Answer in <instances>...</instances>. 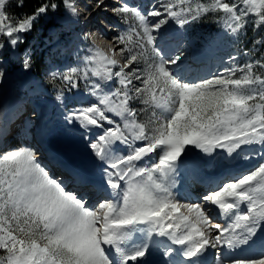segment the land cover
Listing matches in <instances>:
<instances>
[{
  "label": "snow or ice",
  "instance_id": "obj_1",
  "mask_svg": "<svg viewBox=\"0 0 264 264\" xmlns=\"http://www.w3.org/2000/svg\"><path fill=\"white\" fill-rule=\"evenodd\" d=\"M93 3L107 7L104 0ZM9 4L0 0V91L16 65L30 75L34 53L25 41L41 20L57 12L75 23L81 18L76 0H40L23 18H13ZM84 11L92 15V9ZM111 11L137 23L110 39L109 52L89 45L84 70L60 75L64 90L50 100L62 127L79 133L91 171L77 179L95 190L96 202L67 191L42 165L38 148L6 145L0 129V264H150L154 254L160 264H200L209 249L216 264H264V253L225 255L258 241L264 245V76L253 71L264 63L186 79L188 48L169 45L164 35L170 22L184 29L209 12L222 13L232 35L250 20L264 30V0L196 7L157 0L148 10L120 0ZM92 35L77 33L75 39ZM142 63L146 68L137 67ZM237 69L245 75L236 77ZM81 81L91 100L86 104L76 99ZM134 101L160 112L140 122ZM33 113L37 121L43 118V109ZM245 151L254 167L210 186L196 201L180 199L178 176L214 163L227 168ZM213 212L225 222L213 219Z\"/></svg>",
  "mask_w": 264,
  "mask_h": 264
},
{
  "label": "bare ground",
  "instance_id": "obj_2",
  "mask_svg": "<svg viewBox=\"0 0 264 264\" xmlns=\"http://www.w3.org/2000/svg\"><path fill=\"white\" fill-rule=\"evenodd\" d=\"M11 1L13 0H10V2ZM110 1L114 3L118 0ZM128 1H132L133 4L131 5L139 8H143V4L145 3L144 0ZM104 2H106V0H104ZM76 4L81 16L78 23L73 22L74 18L71 16H62L61 12H57L56 20L58 17L60 18L59 21H55V16H53L41 20L40 24L37 25V29H40L38 35L40 40L32 41L35 30L27 35L25 42L34 53L33 67L35 66V61H38V67L37 69H31L30 75L27 76V78L24 77L25 87L22 91L19 90L18 94L14 87L17 86L16 82L18 79L20 85L22 86L23 84V80L20 78V76L23 75L21 72L12 75L9 82L3 86L2 91H0V129H3L7 133L4 135L3 139L8 146L18 144L20 146L27 145L38 148L39 159L43 164H46V161H48L50 156L49 151L51 146H54L59 156L65 157L66 161L69 162L71 166H74L75 169H86V171L90 172L91 169L86 167L84 148L80 141L79 133L77 131L69 132L62 127L50 103L55 93L57 91H63L64 88H54L51 86H53L56 77L66 74L71 68H79L81 72L84 70V57L88 54L86 49L89 45L94 44L97 48L109 52L114 46V41L110 42V39L124 31L126 24L121 20L120 16L115 15L111 11L108 5V7L104 9H95L93 0H76ZM85 8L92 9L91 16H88L84 11ZM98 13L100 15H98ZM86 16H88L87 19H85ZM97 16L99 17L98 21L100 23L97 22ZM169 25L174 26L166 29L168 37L171 38L170 41L175 43L180 41L183 37L175 30L176 25L171 22ZM48 28H51V30L49 31ZM77 33H93L94 35L86 41H77L75 39ZM103 37H107L108 39ZM186 45H190V43ZM219 52L220 49L216 47L212 48L207 46L198 48L192 45L189 51L191 59H200L204 63L197 67L191 66L188 70L185 69L187 75H184L185 78L190 80L200 79L206 77V72H209V74L213 72L214 69H216V65L219 63ZM115 58L122 63V58L119 55ZM204 66L208 68V71H204L205 73L203 76L198 69ZM194 70L195 73L192 74ZM53 72L58 74L55 78L51 75ZM37 85H39V91L36 90ZM76 99L80 103L86 104L91 102L87 92L84 90L83 81H81V93ZM14 107L15 110H17L16 115L18 116L14 124L19 125V127H15V125L11 126L8 133L7 127L4 125L7 122L6 118L13 113ZM34 108L37 110L43 109V118L39 121H37L33 113ZM4 111L6 112L5 115L3 113ZM246 155H248L247 151L241 152L240 156L236 160H233L227 168L223 165L216 166L217 164L214 163L197 172H189L186 175L178 176L177 188L180 189V199L183 200L186 198L188 202L196 201L201 193L209 190L210 186L215 185V183H212L215 179H217V181L224 177H226L225 180L230 179L240 174V172L254 167L255 161L245 159ZM200 176L204 177L201 178ZM196 179H204L199 183L211 181L212 184L210 183L207 187H193ZM63 186L65 187V185ZM70 187L71 185L65 189L73 192L70 190ZM212 215L213 219L217 220V222H225L224 218L219 217L215 212H213ZM261 238L264 239V234H261ZM258 247H263L259 241L252 248L242 246L234 251L225 250L226 259L259 256L261 254L256 255L252 252V250L258 249ZM202 261L204 263L200 264H216L215 250L209 249L200 258V262ZM150 264H160L158 254H154L150 260Z\"/></svg>",
  "mask_w": 264,
  "mask_h": 264
},
{
  "label": "rangeland",
  "instance_id": "obj_3",
  "mask_svg": "<svg viewBox=\"0 0 264 264\" xmlns=\"http://www.w3.org/2000/svg\"><path fill=\"white\" fill-rule=\"evenodd\" d=\"M144 2L145 3L143 4V8L141 7L140 8L143 10H148L157 3V0H144ZM187 2H190L192 7H196L199 4H211L213 0H187ZM228 2H231V0H228ZM118 3H120V0L114 3H112L110 0H106V2H104V4L106 6L108 5L110 8L117 5ZM128 3L133 4L132 1L131 2L128 1ZM11 8L12 6L8 8V11ZM98 15L100 14L98 13ZM222 17H223L222 13L209 12L203 15L198 21L192 24L186 25L184 29H179L177 26H175V30L180 34L181 37H183L181 38L180 41L176 43L173 41H170L171 38L168 37V33L166 30L164 33L165 39L167 43L173 47L181 42L184 43L185 45L188 43L192 45L193 42H196V45L199 48H204L207 46H212V48L217 47L220 49L225 48L227 50L226 53L228 52L230 56L236 57V60L233 63L239 65L240 67H243L246 63H249V62L255 63L256 61H260L264 63V30L255 28L250 20L249 24L246 25L244 29H242L238 34L232 35L226 32L225 26H224L225 21ZM59 20L60 18L58 17H57V20L55 19V21H59ZM98 20H99V17L97 16V22L100 23ZM121 20L126 24L125 30L129 26L135 25L137 23L135 19L125 20L121 18ZM168 27H174V26L166 25L165 29H168ZM48 30L50 31L51 28H48ZM245 31L248 34L246 37H245ZM39 32H40V29L36 28L32 36V41L40 40L38 36ZM257 41H261L262 43H257ZM190 45H186L188 48V51H190V47H191ZM191 66L193 65L191 64V57L189 53V60L185 66V69L188 70L191 68ZM197 66L199 65H196V67ZM137 67H139L140 69H144L146 68V65L142 63L138 65ZM18 68L19 66L16 65L14 68L13 75L20 72ZM255 68H258V66ZM198 71L201 72L202 75L204 76L203 73H205L204 71H208V68L204 66V67L199 68ZM214 71L211 72L210 74H213ZM185 72L186 70H184V75H186ZM205 74L206 76L210 75L209 72H206ZM244 75H245L244 72H241L239 69H237L236 77H243ZM20 78L24 80L23 75L20 76ZM136 83L139 84L138 81ZM23 84H24V81H23ZM23 84L21 86L20 81L18 79V81L16 82L17 86L14 87L16 93H18L19 90L24 89L25 86ZM132 106L138 111L139 113L138 119L140 122H143V123H149V121L153 119L152 112L154 110L157 113L160 112V109H152L144 105L140 101H134ZM3 113L5 115L6 112L4 111ZM151 126L153 125H150V127ZM216 166H219V165H216Z\"/></svg>",
  "mask_w": 264,
  "mask_h": 264
},
{
  "label": "trees",
  "instance_id": "obj_4",
  "mask_svg": "<svg viewBox=\"0 0 264 264\" xmlns=\"http://www.w3.org/2000/svg\"><path fill=\"white\" fill-rule=\"evenodd\" d=\"M40 0H24L23 7H17V0H13L10 2L9 6H12V8L9 10V14L12 17H24L33 12V10L39 5ZM11 12V13H10ZM248 34L245 31V37ZM34 68H37V65L34 66Z\"/></svg>",
  "mask_w": 264,
  "mask_h": 264
},
{
  "label": "built area",
  "instance_id": "obj_5",
  "mask_svg": "<svg viewBox=\"0 0 264 264\" xmlns=\"http://www.w3.org/2000/svg\"><path fill=\"white\" fill-rule=\"evenodd\" d=\"M55 19H56V14H55ZM35 65H37V67H38V61H35ZM32 69H35V68L32 67ZM51 87H54V88H64V84L61 81L60 77H56V80H55L53 86H51ZM39 101H43V100H39Z\"/></svg>",
  "mask_w": 264,
  "mask_h": 264
}]
</instances>
